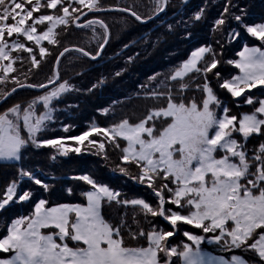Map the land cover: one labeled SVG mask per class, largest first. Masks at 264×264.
I'll list each match as a JSON object with an SVG mask.
<instances>
[{"label":"snow or ice","instance_id":"1","mask_svg":"<svg viewBox=\"0 0 264 264\" xmlns=\"http://www.w3.org/2000/svg\"><path fill=\"white\" fill-rule=\"evenodd\" d=\"M153 2L159 14L166 12L171 0ZM187 2L182 0L184 4ZM58 6V13L33 17V13L40 12L41 7L55 10ZM238 7L234 0H225L222 15L215 20L213 30L221 29L227 23L225 16H230L248 35L259 41L260 46H245L239 52V60L227 61L241 73L221 85L232 97H240L246 89L264 86V23L248 26L243 9H240L239 14L230 12V9ZM83 8H87L88 12H126L138 22H147L130 7L104 8L100 0H45L43 5L41 0H35V3L33 0H0V84L6 83L10 74L17 71L13 65L21 57H14L13 52L28 53L32 67H40L34 48L20 42V36L33 42L39 49V57L44 58L51 52L42 46V42L58 45L60 33L57 29L61 26L66 29L75 23L77 28L91 27L93 30L99 26L104 31V39L95 53L82 48H76L75 51L92 60L100 57L109 43L108 25L100 19H89L87 24L76 23ZM203 16L204 9L201 8L192 19L200 21ZM9 19L14 23H6ZM29 20L32 23L25 27ZM46 22V28L38 32L36 25H45ZM14 33L17 39L9 43L8 38ZM238 36L239 33L232 31L229 39ZM71 50L66 47L60 52L55 60L57 71L49 78V83L60 79V58ZM207 54H211L210 59ZM200 63L203 67H198ZM218 64L213 49L201 47L175 71L171 80H179V89H184L188 87L184 78L189 73H203L206 79L207 73L216 69ZM24 75L27 76V73ZM213 75L219 76V73ZM12 82L19 87H48V84H22L18 77H13ZM70 90L71 86L65 81L51 92L37 97L27 107L17 104L0 114V161L19 162L30 146L56 148L61 156H67L69 151L77 154L81 152L80 147L66 148L62 139H38V134L47 128V122L52 119L53 101ZM16 91L15 87L11 89L12 93ZM202 91L206 93L202 104L194 99L185 102L183 97L176 101L170 90L166 108L152 110L145 119L135 124L124 119L111 129L92 125L81 135L65 138L74 140L77 145L85 141L89 145L98 144L100 152L106 156L105 143L89 139L93 134L102 133L109 143L121 149L124 164L139 169L136 176H132L127 167H120V173L151 189L157 200L155 206L140 198L121 201L118 199L121 195L119 192L112 191L88 175L73 177L91 186L92 190L82 193L87 205L46 207L47 201L40 199L35 203L31 216L9 222L6 236L0 237V253L5 254L0 256V264H264V142L254 148L251 154L247 147L253 135L264 137V99L257 102L258 107L253 114H245L237 120L236 116H228V108L221 106L208 83L203 84ZM153 95L157 94L154 92ZM245 100L248 105L254 103L251 96L245 97ZM37 105L45 110L42 114H38ZM217 109L223 113L222 116H218ZM158 122L162 125L159 129ZM22 131H26L27 136L22 135ZM234 133L239 134L242 140H238ZM117 138L125 141L126 146L121 147ZM19 175L28 177L45 191L49 189L48 184L42 183L30 171L21 170ZM157 181L163 183L156 187ZM17 188L16 181L7 187L6 195L0 197V212L7 210L10 202H14V197L24 202L32 198V192L22 191L18 194ZM165 191L170 194L169 197L165 196ZM105 202L122 203L125 206L130 203L145 216L161 217L170 225V230H162V226L148 232L140 230L133 233L132 238L146 237L147 247L126 246L120 227H114L102 215ZM166 204L175 205L179 211L166 208ZM181 223L206 234L183 233L195 245V249L188 243L183 244L182 248L171 246L169 238L176 234ZM42 229L54 231L45 233ZM209 233L213 234L211 238H207ZM69 241L73 246H70ZM205 241L207 244L220 245L221 249L250 250L256 260L247 261L234 254L229 261L211 255L201 248Z\"/></svg>","mask_w":264,"mask_h":264},{"label":"trees","instance_id":"2","mask_svg":"<svg viewBox=\"0 0 264 264\" xmlns=\"http://www.w3.org/2000/svg\"><path fill=\"white\" fill-rule=\"evenodd\" d=\"M44 2L45 0H41L42 5ZM100 3L104 8L130 7L145 20L156 14V5L153 0H100ZM224 3L225 0H188L187 4H184L182 0H171L166 12L148 23L138 22L130 14L120 11L91 14L80 21L81 23L93 18L103 20L110 31L109 43L98 61L84 57L77 51H69L62 57L58 65L60 81L57 85L67 81L72 90L53 101V123L38 134V139L76 137L88 131L92 125L111 129L124 119L135 124L145 119L152 110L166 108L167 93L170 90L176 101L183 97L185 102L194 99L198 104H202V100L206 98V93L202 91L204 83H208L212 88L221 106L228 108L229 117L236 116L239 120L245 114H253L254 109L258 107L257 102L264 99V86L246 89L240 97H232L231 93L221 85L240 73L234 64H229L227 61L238 60L239 52L245 46H260V44L248 35L244 28L239 27L230 16H225L227 23L221 29L213 30L215 20L222 15ZM234 3L239 7L230 9V12L239 14L240 9H243L248 26L264 23V0H234ZM27 6L31 7V5ZM201 8L204 9V16L202 20L195 21L192 17ZM85 11L87 9H82L81 13ZM58 12L59 6L55 10L41 7L40 12L33 13V16ZM59 14L62 15V13ZM170 26L171 30H169ZM232 31L239 33V36L229 39ZM57 32L60 33L57 37L58 45L43 43V46L51 52L44 58L39 57L38 47L33 42L25 40L22 36L19 37L27 46L34 48L40 60V67H32L28 53L13 52L12 55L21 57V60L15 64L17 71L10 74L6 83L0 84V100L12 88L18 87L12 82L13 77H18L22 84L49 83V78L55 72V60L64 48L78 47L95 53L104 39V31L99 26L93 30L91 27L77 28L73 23L66 29L61 26ZM8 40L11 41L10 38ZM201 47L213 49L219 60L217 68L207 73L206 79L203 73L200 75L189 73V76L184 78L188 87L179 89L181 82L172 81L171 76L195 50ZM207 56L208 59L211 58V54ZM198 67H203V64H198ZM117 72L120 73L119 76L116 75ZM217 72L219 76L213 75ZM25 73L27 76L24 75ZM51 88L53 87L41 91L23 88L16 91L0 106V114L17 104L27 107L29 103ZM154 92L157 95L154 96ZM247 96L252 97L254 101L252 105L246 103ZM43 111L44 109L38 105V114ZM217 113L218 116L223 115L219 109ZM164 123L166 124L167 121ZM160 127L162 125L158 122L157 128ZM65 128L68 130L65 131ZM22 135L27 136L26 131H22ZM233 135L238 140H242L239 134ZM89 139L105 143L106 156L105 153L100 152L98 144L89 145L88 141H85L81 145L79 154L69 151L67 156H61L56 148L30 146L25 150L21 161L0 162V197L6 195V189L13 181L18 183V194L22 191L32 192V198L29 201H19L14 197V202H10L7 210L0 212V237L6 236V227L11 220L31 216L35 210V203H38L40 199L47 201L46 207L66 204L86 205L87 200L82 193L92 189L83 181L73 179L77 176L88 175L112 191L119 192L121 195L118 199L121 201L140 198L152 206L156 205L157 200L151 189L120 173V167L129 168L132 176H136L139 172L134 165L122 162L120 148L109 143L102 133L93 134ZM117 140L121 147L126 146L125 141L119 138ZM261 142H264V137L253 135L247 142L249 154L254 148H258ZM21 170L32 172L41 179L42 183L48 184L49 189L45 191L28 177L20 176ZM161 183L163 181H157L156 187H159ZM172 187L174 188L175 185L173 184ZM165 196L169 197L170 194L165 191ZM165 207L179 211L172 204H166ZM184 211L187 212V209ZM102 215L114 227H120L124 244L129 247H147L146 237L132 238V234L140 230L148 232L152 228L160 229L161 226L162 230H170V225L161 217H152L150 214L145 216L138 207H133L130 203L125 206L122 203L105 202ZM41 231L51 233L54 230L42 229ZM185 231L206 235L200 229L190 225L178 224L176 234L169 238L172 247L182 248L183 244L188 243L195 249V245H192L183 235ZM212 235L207 234V238ZM69 244L73 246L71 241ZM201 248L227 258L235 254L247 261L256 260L254 253L246 249H221L220 245L207 244L206 241ZM4 255L0 253V256ZM7 255L10 256L11 253ZM173 259L176 258L173 257Z\"/></svg>","mask_w":264,"mask_h":264},{"label":"water","instance_id":"3","mask_svg":"<svg viewBox=\"0 0 264 264\" xmlns=\"http://www.w3.org/2000/svg\"><path fill=\"white\" fill-rule=\"evenodd\" d=\"M116 8H120V7H115V8H109V9H116ZM116 10H109V11H99V12H88V10L87 11H85L84 13H87V15L85 16V15H83V13L80 15V19L78 20V21H76V23H78V22H80V21H82L83 19H85L86 17H88L89 15H91V14H97V13H108V12H115ZM126 13V12H125ZM128 14V13H127ZM163 13H159V14H155L153 17H151V19H147L146 21V23H148V22H150V21H152V20H154V19H156L157 17H159L160 15H162ZM94 19H97V18H93V20ZM87 22H88V20L87 21H85L83 24H87ZM75 24V23H74ZM109 34H110V31H109ZM107 46V45H106ZM105 46V47H106ZM69 49H72L71 51H75V49L76 48H78V47H68ZM105 49V48H104ZM66 54V53H65ZM59 56V55H58ZM102 57V54H101V56L100 57H98L96 60H94V61H98L100 58ZM89 58V57H88ZM62 59V57L60 58V60ZM91 59V58H90ZM54 69H55V71H57V66H55L54 67ZM59 72V71H58ZM59 77H60V74H59ZM59 81H60V79L59 80H57L55 83H46V84H48V87L47 88H50V87H54V86H56L58 83H59ZM23 88H27V87H16V89H17V91L18 90H20V89H23ZM31 89H35V90H38V91H41V90H43V89H41V88H31ZM45 89V88H44ZM9 93H11L10 95H8V93L0 100V106L2 105V104H4V102H6V100H8L14 93H12L11 91L9 92Z\"/></svg>","mask_w":264,"mask_h":264},{"label":"rangeland","instance_id":"4","mask_svg":"<svg viewBox=\"0 0 264 264\" xmlns=\"http://www.w3.org/2000/svg\"><path fill=\"white\" fill-rule=\"evenodd\" d=\"M66 2H67V0H65ZM33 3H35V0H33ZM28 7V6H27ZM83 9H87V8H83ZM17 11H19V10H17ZM70 11H71V9H70ZM84 13V12H83ZM82 14V13H81ZM80 14V15H81ZM157 14V13H156ZM33 17H35V16H33ZM36 17H38V16H36ZM17 19H19V17H17ZM9 21H10V23H9ZM6 23H8V24H12V23H14V21H12L11 19H9L8 21H6ZM32 23V20H29V21H27V23H26V25H25V27H27V25L28 24H31ZM78 23H80V22H78ZM81 23H84V22H81ZM43 26V28H41ZM46 26H47V22H46V24L45 25H36V27H37V30H38V32H40V31H42V30H44L45 28H46ZM23 37V36H22ZM10 39H11V41H9V43H11L13 40H15V39H17V35L14 33L13 34V36L12 37H10ZM19 40H20V42H22V43H24L25 44V42L23 41V40H21V38H19ZM45 42H47V41H43L42 42V46H43V43H45ZM26 45V44H25ZM27 46V45H26ZM39 50V49H38ZM195 51H197V50H195ZM190 57H191V55H190ZM190 57H189V59H190ZM188 59V60H189ZM187 60V61H188ZM186 61V62H187ZM4 63H7V61H5ZM185 63V62H184ZM13 67L15 68V64L13 65ZM56 87H58V85H56V86H54L53 88H51L48 92H51L54 88H56ZM38 106V105H37ZM45 111V110H44ZM43 113V112H42ZM41 113V114H42ZM52 116H53V111H52ZM53 117H52V119L50 120V121H48L47 122V126L48 125H51L52 123H53ZM68 138V137H67ZM63 140V143H64V145H65V147L66 148H72V147H80L81 148V145H77L76 144V142L74 141V140H71V139H62ZM0 162H14V161H0ZM81 206H85V205H81ZM72 216H74V214H72ZM209 238H211V237H209Z\"/></svg>","mask_w":264,"mask_h":264},{"label":"crops","instance_id":"5","mask_svg":"<svg viewBox=\"0 0 264 264\" xmlns=\"http://www.w3.org/2000/svg\"><path fill=\"white\" fill-rule=\"evenodd\" d=\"M243 51V50H242ZM239 60V59H238ZM241 73H239V75H240ZM86 205H87V203H86ZM85 205V206H86ZM55 207H58V206H55ZM205 252H208V253H210L211 255H214V256H218V257H222V258H224V259H226V260H229L230 261V258H227V257H225V256H221V255H217V254H215V253H212V252H210V251H206V250H204ZM241 257V256H240ZM242 259H244L243 257H241ZM246 260V259H245Z\"/></svg>","mask_w":264,"mask_h":264},{"label":"bare ground","instance_id":"6","mask_svg":"<svg viewBox=\"0 0 264 264\" xmlns=\"http://www.w3.org/2000/svg\"><path fill=\"white\" fill-rule=\"evenodd\" d=\"M84 20V19H83Z\"/></svg>","mask_w":264,"mask_h":264}]
</instances>
